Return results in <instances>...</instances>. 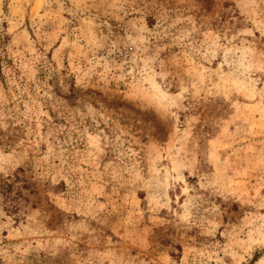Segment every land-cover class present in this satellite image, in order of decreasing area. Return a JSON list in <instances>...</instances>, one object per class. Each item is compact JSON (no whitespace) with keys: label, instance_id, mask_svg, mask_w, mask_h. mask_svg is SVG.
<instances>
[{"label":"rangeland","instance_id":"1","mask_svg":"<svg viewBox=\"0 0 264 264\" xmlns=\"http://www.w3.org/2000/svg\"><path fill=\"white\" fill-rule=\"evenodd\" d=\"M0 264H264V0H0Z\"/></svg>","mask_w":264,"mask_h":264}]
</instances>
